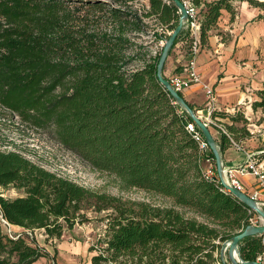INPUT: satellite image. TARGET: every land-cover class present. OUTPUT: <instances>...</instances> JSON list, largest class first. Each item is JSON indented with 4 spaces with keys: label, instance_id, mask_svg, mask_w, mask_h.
<instances>
[{
    "label": "trees",
    "instance_id": "trees-1",
    "mask_svg": "<svg viewBox=\"0 0 264 264\" xmlns=\"http://www.w3.org/2000/svg\"><path fill=\"white\" fill-rule=\"evenodd\" d=\"M235 1L264 9V0H193L203 46L224 11L234 21ZM179 20L173 0H146L141 7L135 0H0V105L24 123L52 129L66 149L114 176L122 190H144L169 202L88 188L0 149V188L25 191L16 198L0 193V264H33L41 257L57 264L31 233L43 229L47 240L60 239L89 221L90 211L105 212L104 230L89 247L92 264L224 263L223 243L251 224L255 212L203 175L188 124L199 127L157 76L162 49L156 55L148 49L166 35L158 28L173 31ZM188 35L183 29L173 48L185 41L189 53ZM257 94L261 99L252 108L264 112V83ZM239 109L211 114L223 159L232 139L240 143L251 135L249 118ZM255 157L262 161L264 154ZM205 158L216 164L212 150ZM3 220L27 234H5ZM263 240L244 238L241 257L264 263Z\"/></svg>",
    "mask_w": 264,
    "mask_h": 264
},
{
    "label": "rangeland",
    "instance_id": "rangeland-1",
    "mask_svg": "<svg viewBox=\"0 0 264 264\" xmlns=\"http://www.w3.org/2000/svg\"><path fill=\"white\" fill-rule=\"evenodd\" d=\"M83 1V0H82ZM86 1V0H85ZM146 0H135L137 6L141 7ZM241 2V1H240ZM264 11V9H263ZM239 11H237L238 14ZM246 17V14H242ZM264 15V14H261ZM155 28V25H152ZM247 28L240 30V34L244 36ZM246 36V35H245ZM189 37V35H188ZM224 37H231V33L227 32ZM145 40H152V37L144 36ZM190 39V37H189ZM256 60L260 61L259 68L264 70V35L257 38L256 41ZM156 48V43H151L148 51L152 54ZM187 51V48H186ZM140 62V61H139ZM135 63L141 64V63ZM263 88V84L261 86ZM257 99H261L258 95ZM244 112V116L248 119L247 128L251 133L249 138H244L239 144L247 151L254 153L257 156L264 154V112L261 108L253 109L248 115L243 107L239 109ZM198 114H201L198 112ZM226 121H229L227 119ZM242 124V122H240ZM218 137L219 132L210 127ZM0 149L3 151H17L32 162L57 173L60 176L67 177L78 182L88 188H92L101 192L122 196L124 199L145 200L153 204L167 205L169 204L166 198L158 195L150 194L140 189L122 190L114 179V176L100 172L92 168L87 162L82 160L78 155L66 149L56 138L52 129H40L21 121L19 116L14 112L0 105ZM243 149H240L243 151ZM264 162V158L261 159ZM204 166V165H203ZM256 184H258L256 180ZM258 188V185H256ZM6 197L16 198L25 195L23 189L16 188L13 185L7 188L0 189ZM264 208V207H263ZM255 212V211H253ZM89 221L81 224H76L73 229L65 230L60 239H49L43 229L34 230L30 238L34 237L38 243L45 247L52 255H56L57 264H92L91 258L95 252H90L89 247L96 244L98 238L102 234L105 222L103 217L105 212L98 213L90 211L88 213ZM263 223L262 218L255 212V217L252 219V224L260 225ZM2 230L5 234H27L26 230L17 225H9L2 223ZM77 246L83 248L78 250V256H73L69 248L62 246ZM63 251V254L60 253ZM225 259L228 260L227 254ZM230 263V262H229Z\"/></svg>",
    "mask_w": 264,
    "mask_h": 264
},
{
    "label": "crops",
    "instance_id": "crops-1",
    "mask_svg": "<svg viewBox=\"0 0 264 264\" xmlns=\"http://www.w3.org/2000/svg\"><path fill=\"white\" fill-rule=\"evenodd\" d=\"M239 11L234 21L231 14L224 11L218 28L210 35L209 43L202 45L198 55V69L202 82L194 84L183 91L185 99L192 104L200 116L206 115L208 105L207 88L212 87L216 93L215 106L220 110L234 113L243 107L249 115L252 111V102L256 100L257 91L264 83V70L259 68L260 61L256 60V41L264 35V19L259 18L264 14L263 9L250 5L247 1H235ZM246 14L244 18L242 14ZM247 28L246 36L240 34V30ZM223 32L231 33V37L223 39ZM185 41H179L173 48L166 62L164 75L170 76L179 73L189 58ZM180 67L178 70L177 68ZM215 138L218 136L212 131ZM247 151L230 146L224 154L226 166H237L246 162ZM239 179L246 191L256 188V178L252 175H239ZM264 200V193L262 194ZM69 248L73 256H78L77 251L83 248L62 246ZM64 248V249H65ZM60 253L63 254V251ZM33 264H50V260L41 257Z\"/></svg>",
    "mask_w": 264,
    "mask_h": 264
},
{
    "label": "built area",
    "instance_id": "built-area-1",
    "mask_svg": "<svg viewBox=\"0 0 264 264\" xmlns=\"http://www.w3.org/2000/svg\"><path fill=\"white\" fill-rule=\"evenodd\" d=\"M165 1L170 3L172 0H165ZM182 2L184 3L187 13L189 15L188 20L184 22V28H183L186 32H188L190 37V48L188 53L189 58L186 61V63L183 66H181L179 73H176L168 78L170 80L171 85L178 92H183L185 89L190 88L194 84H200L202 82L201 74L198 69V61H197L198 55L202 48V42L200 38V31H201L200 9L193 2V0H182ZM158 31L165 32L166 35L157 40L156 48L154 49L152 55H156L160 51V49L163 48L166 38L172 32L170 30H164L162 27L158 28ZM206 88H207L206 92L208 95V105L206 109L207 112L206 115L201 116V118L209 127H211V124L214 123L211 114L213 110L217 108L215 106L216 93L214 88L212 87L209 88L206 87ZM218 126L223 132L228 134V131L223 126V124H220ZM188 129L193 133L194 138H196V140L199 143L200 155L204 165L202 169L203 175L207 179L216 178L221 182V179L218 175L216 164L209 158L204 159V157L210 150V147L206 139L204 138L203 133L201 132L200 129H197L193 123L188 124ZM232 143L237 149L239 150L243 149V147L239 143L235 142L233 139H232ZM255 155L256 154L254 153H247L246 162L244 164H239L233 167L226 166L225 176L228 184L238 188L239 190L247 192L253 199H255L258 202V204L261 207H264V200L262 199V194L264 193V162L258 161ZM239 175L254 176L258 182V188H254L252 191H246L244 185L239 179ZM222 186L225 191H229L224 184H222ZM3 223L9 224L5 220H3ZM230 243H231L230 240H227L223 243V245H226V249H227ZM225 261L227 264H231L229 258L228 260L225 259ZM258 261H261V257L258 258Z\"/></svg>",
    "mask_w": 264,
    "mask_h": 264
},
{
    "label": "water",
    "instance_id": "water-1",
    "mask_svg": "<svg viewBox=\"0 0 264 264\" xmlns=\"http://www.w3.org/2000/svg\"><path fill=\"white\" fill-rule=\"evenodd\" d=\"M173 1L175 2V5L180 12V20L178 25L165 40V44L162 48L158 63L157 76L160 82L162 83V85L170 92L175 102L179 104L184 110H186V112L191 116L193 121L197 124V126L203 133V136L206 139L210 147V150H212L215 155L217 171L222 184H224L232 194H234L239 200L244 202L251 210L259 214V216L263 220L262 224L255 225L251 223L247 227L242 229L239 233L234 235L230 239L231 243L227 249H226V245L222 246L221 258L224 264H227L225 261L226 253L228 255L231 264H264L263 262L258 260H245L244 258L241 257L240 254V242L244 238L252 235H264V208L261 207L258 204V202L255 199H253L247 192L239 190L238 188L231 186L230 184L227 183L225 176L226 163L222 157V153L220 151L216 138L214 137L210 127L202 120L198 112H196L193 108H191V106L187 103L186 99L171 85L170 80L166 76H164V67L170 56L171 51L173 50L175 41L178 35L180 34V32L184 28V22L189 18L186 7L182 2V0H173Z\"/></svg>",
    "mask_w": 264,
    "mask_h": 264
}]
</instances>
